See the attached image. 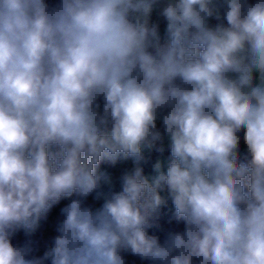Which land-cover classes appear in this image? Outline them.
Segmentation results:
<instances>
[{
  "label": "clouds",
  "instance_id": "obj_1",
  "mask_svg": "<svg viewBox=\"0 0 264 264\" xmlns=\"http://www.w3.org/2000/svg\"><path fill=\"white\" fill-rule=\"evenodd\" d=\"M129 160L116 191L100 165ZM65 200L42 255L12 243ZM169 201L184 229L161 242ZM128 254L264 264V0H0V264Z\"/></svg>",
  "mask_w": 264,
  "mask_h": 264
},
{
  "label": "built area",
  "instance_id": "obj_2",
  "mask_svg": "<svg viewBox=\"0 0 264 264\" xmlns=\"http://www.w3.org/2000/svg\"><path fill=\"white\" fill-rule=\"evenodd\" d=\"M51 2V0H50ZM151 51V49H150ZM160 145H158L159 147ZM164 148L163 152H157L154 149L153 150H147L144 152V155L146 157V163L143 164V168H144V173L146 171V166L149 164V162L151 161V159L153 157H156L158 155H163V154H171L170 152V145H167ZM118 164H121V166L119 167V171H118V175H122V173L125 170H129L132 167V162L129 161H120L118 162ZM121 188L118 190L120 191ZM68 201H62L60 205L56 206L52 212L49 214V218L47 221H44L41 223L38 231H36L35 233L31 234V235H26V234H19L16 239H15V244L14 245H23L25 242L31 240L33 243V247L36 249L35 254L36 255H42L43 252L46 250V248L48 247V245L51 243L52 238L56 235L55 233V225H56V221L59 218V211H60V207H62L64 204H66ZM157 224L159 225L158 227L149 229L148 232L150 235H156L159 237L160 241L163 242V240L165 239V236L168 232H175V231H183L184 227L181 226H176L174 224H164V223H160L157 222ZM126 259L128 261V264H141V261L135 257L132 256L130 254H128L126 256Z\"/></svg>",
  "mask_w": 264,
  "mask_h": 264
},
{
  "label": "crops",
  "instance_id": "obj_3",
  "mask_svg": "<svg viewBox=\"0 0 264 264\" xmlns=\"http://www.w3.org/2000/svg\"><path fill=\"white\" fill-rule=\"evenodd\" d=\"M160 9L159 7H157L156 9H154L152 16H151V22L152 23H157L159 24V32H160V37H161V43H163L166 39L165 37V26H166V21L163 19L162 16L159 15ZM216 22L215 20L211 21V23ZM102 103V101H101ZM244 147V146H243ZM246 147V146H245ZM240 149H239V153H240ZM153 162V161H152ZM152 165V164H151ZM150 165V166H151ZM106 166L108 168V172L110 174H112L114 181H115V190L118 191L119 190V176H118V171H119V167L121 166V164H116L115 166H112L110 164H108L107 162H102L100 167ZM149 169V168H148ZM147 169V170H148ZM147 170L145 171V175L148 176L147 174ZM151 174V173H150ZM149 177V176H148ZM171 201L168 202V207L170 209H174V207H171Z\"/></svg>",
  "mask_w": 264,
  "mask_h": 264
},
{
  "label": "trees",
  "instance_id": "obj_4",
  "mask_svg": "<svg viewBox=\"0 0 264 264\" xmlns=\"http://www.w3.org/2000/svg\"><path fill=\"white\" fill-rule=\"evenodd\" d=\"M216 22H214L213 24H215ZM157 127L158 128H162L161 126V123L160 122H157ZM243 132L244 130H241L240 133H238V135L241 137V141H240V158L241 160H243L244 156L246 155V145L244 144L243 142ZM244 146V147H243ZM155 159V157H153L151 159V161L149 162V164L146 166V170L148 168H150V165L152 164V161ZM157 222H160V223H164V224H174L176 226H181V227H184V224L183 222H177L176 219H175V209H170L168 207V205L164 208L161 209V212H160V217H159V220ZM19 235V233H15L14 236L12 237V243L15 244V239L16 237Z\"/></svg>",
  "mask_w": 264,
  "mask_h": 264
},
{
  "label": "rangeland",
  "instance_id": "obj_5",
  "mask_svg": "<svg viewBox=\"0 0 264 264\" xmlns=\"http://www.w3.org/2000/svg\"><path fill=\"white\" fill-rule=\"evenodd\" d=\"M157 122H160V120H158ZM160 123H161V122H160ZM167 145H170V142L168 141L167 137H165L162 146L165 147V146H167ZM145 151H147V149H146ZM145 151H144V152H145ZM169 158H170V154H163V155H158V156L155 157V159H154L153 162H152V165H151L150 168L147 170V174H148V176H149V179H151V177L154 176V175L156 174V173L154 172V170H153V165L157 162V160H159V161L162 163L163 169L166 170V166H167V162H168ZM100 168H101V170H106V171H108V168H107L106 166H103V167H100ZM150 173H151V174H150ZM118 176H119V175H118ZM119 189H120V186H119ZM89 203H92V204H94V206L98 207V206H100V203H102V202H94V201L92 200V198L89 197ZM170 206H171V207H174V206L172 205V203H171ZM38 229H39V228H38ZM38 229H37V231H38ZM17 233H19V234H21V233L25 234V232H24L23 230H19Z\"/></svg>",
  "mask_w": 264,
  "mask_h": 264
}]
</instances>
